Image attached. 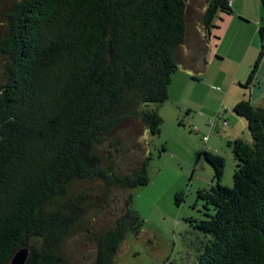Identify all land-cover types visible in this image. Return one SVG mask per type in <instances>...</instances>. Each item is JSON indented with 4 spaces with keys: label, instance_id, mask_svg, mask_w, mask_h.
Listing matches in <instances>:
<instances>
[{
    "label": "trees",
    "instance_id": "16d2710c",
    "mask_svg": "<svg viewBox=\"0 0 264 264\" xmlns=\"http://www.w3.org/2000/svg\"><path fill=\"white\" fill-rule=\"evenodd\" d=\"M6 2L0 0V264L24 247L26 264H68L60 250L81 212L68 198L72 184L99 179L133 191L150 183L146 147L127 175L104 168L97 148L127 121L161 135L164 121L149 105L170 98L189 0ZM221 13H233L230 1L208 0V36ZM260 35L246 86L264 55V27ZM234 112L247 120L253 142L229 143L237 160L232 188L220 184L225 159L204 153L219 183L204 196L214 214L198 224L212 236L199 264H264V107L242 100ZM132 203L130 195L99 238L92 264H115L127 237L142 231Z\"/></svg>",
    "mask_w": 264,
    "mask_h": 264
},
{
    "label": "rangeland",
    "instance_id": "374dc122",
    "mask_svg": "<svg viewBox=\"0 0 264 264\" xmlns=\"http://www.w3.org/2000/svg\"><path fill=\"white\" fill-rule=\"evenodd\" d=\"M189 2L187 34L193 28L192 4L195 6L196 0ZM211 34L213 52L228 55L226 49L232 37L225 24L212 28ZM250 41L246 38L236 43L241 45V53ZM183 58L179 49L176 59L180 66L172 78L171 98L161 105H149L164 121L161 135L153 137L136 122L127 121L97 148L104 168L127 175L144 160L146 147V156L153 158L150 183L133 191L108 187L99 179L76 182L70 187L68 198L74 199L81 212L61 246L68 264H92L96 260L99 238L114 227L130 195L132 208L144 226L138 236L127 237L115 264L200 263L212 236L201 231L198 224L214 214L204 196L219 183L204 153H216L225 159L220 184L232 188L237 160L229 143L237 139L252 143L253 138L247 120L234 112V96L241 94V88L237 65L231 57L212 59L202 70ZM188 70L200 72L195 75ZM227 93L229 97L223 101Z\"/></svg>",
    "mask_w": 264,
    "mask_h": 264
},
{
    "label": "crops",
    "instance_id": "0c3cea01",
    "mask_svg": "<svg viewBox=\"0 0 264 264\" xmlns=\"http://www.w3.org/2000/svg\"><path fill=\"white\" fill-rule=\"evenodd\" d=\"M229 1L233 13H221V20H217L216 22V26L222 23L224 27L225 24L227 33L232 37L226 49L228 55L222 54L219 51L213 52L212 34L210 33L208 36L203 26V14L207 9L208 0H196L195 6L192 4L193 28L187 34L186 42L181 49L184 58L190 60L194 65H198L201 70L212 59H226L231 57V60L237 65L236 78H238L239 87L241 88V94L234 96V106L242 100H249L255 107H264V55L253 83L249 86L241 85L244 80L247 83L262 49L263 40L260 35V28L264 27V8L261 0ZM246 38L251 41L248 45L244 44L245 51L241 53V45L236 43ZM205 41H207L206 50L204 48ZM216 54H219L221 57L216 56ZM188 72L196 75L200 71L188 70ZM228 97L229 95L227 93L222 97V100H227Z\"/></svg>",
    "mask_w": 264,
    "mask_h": 264
},
{
    "label": "water",
    "instance_id": "95a60500",
    "mask_svg": "<svg viewBox=\"0 0 264 264\" xmlns=\"http://www.w3.org/2000/svg\"><path fill=\"white\" fill-rule=\"evenodd\" d=\"M30 255V250L28 247L20 249L10 260L9 264H26Z\"/></svg>",
    "mask_w": 264,
    "mask_h": 264
},
{
    "label": "built area",
    "instance_id": "2783aa9c",
    "mask_svg": "<svg viewBox=\"0 0 264 264\" xmlns=\"http://www.w3.org/2000/svg\"><path fill=\"white\" fill-rule=\"evenodd\" d=\"M211 125H212V126L214 125V121H211Z\"/></svg>",
    "mask_w": 264,
    "mask_h": 264
}]
</instances>
